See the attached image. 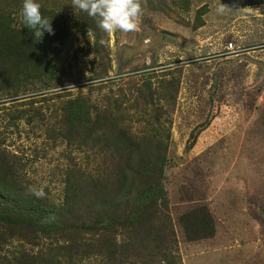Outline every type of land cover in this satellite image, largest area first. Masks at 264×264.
Here are the masks:
<instances>
[{"label": "rangeland", "instance_id": "374dc122", "mask_svg": "<svg viewBox=\"0 0 264 264\" xmlns=\"http://www.w3.org/2000/svg\"><path fill=\"white\" fill-rule=\"evenodd\" d=\"M38 2L44 61L0 0V264H264V0H140L110 35ZM161 159L157 218L86 213L82 180Z\"/></svg>", "mask_w": 264, "mask_h": 264}, {"label": "trees", "instance_id": "16d2710c", "mask_svg": "<svg viewBox=\"0 0 264 264\" xmlns=\"http://www.w3.org/2000/svg\"><path fill=\"white\" fill-rule=\"evenodd\" d=\"M10 36H3L2 41L9 43L14 36H22L21 33L9 30ZM42 42L32 41V45L29 49L33 50V54L41 53V60L48 59V56H42V50L39 49V45ZM46 54V53H45ZM48 64H36L33 68L35 72L48 69ZM37 70H36V69ZM158 152V150H157ZM163 161V162H162ZM126 167L117 172L116 176L108 180L106 178H88L82 180V185L79 186L78 192L81 194L84 192V197L89 201L88 194L93 196L90 200L89 206L86 208V213H95L97 218H102L104 222H116L121 218L123 212L124 203L129 205V215L125 216V221L129 220L132 215L137 221L144 223L151 222L152 216L156 215L152 211L156 210V204H154L153 196L160 185V179L162 178V166L164 160L148 161L145 166H142L141 174H128L132 170V167L136 168V165H132L130 161L125 162ZM125 173H127L125 175ZM137 173V172H135ZM77 188L69 186L68 193L74 192ZM148 224V223H147Z\"/></svg>", "mask_w": 264, "mask_h": 264}, {"label": "clouds", "instance_id": "9594fccd", "mask_svg": "<svg viewBox=\"0 0 264 264\" xmlns=\"http://www.w3.org/2000/svg\"><path fill=\"white\" fill-rule=\"evenodd\" d=\"M72 6L96 19L97 26L109 35L116 31H137L143 12L140 0H72ZM41 7L38 0H23L21 9L23 23L33 31L36 41H41L45 32L54 34L51 23L42 15ZM228 8L221 3L216 12L224 14ZM28 192L37 198L45 195L43 187L31 186Z\"/></svg>", "mask_w": 264, "mask_h": 264}, {"label": "bare ground", "instance_id": "6f19581e", "mask_svg": "<svg viewBox=\"0 0 264 264\" xmlns=\"http://www.w3.org/2000/svg\"><path fill=\"white\" fill-rule=\"evenodd\" d=\"M231 47H233V46H231Z\"/></svg>", "mask_w": 264, "mask_h": 264}]
</instances>
